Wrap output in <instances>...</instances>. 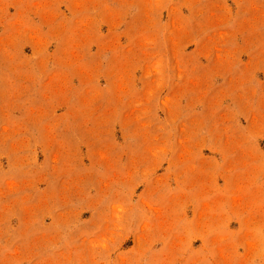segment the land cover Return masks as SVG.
I'll list each match as a JSON object with an SVG mask.
<instances>
[{
	"label": "rangeland",
	"instance_id": "rangeland-1",
	"mask_svg": "<svg viewBox=\"0 0 264 264\" xmlns=\"http://www.w3.org/2000/svg\"><path fill=\"white\" fill-rule=\"evenodd\" d=\"M0 264H264V0H0Z\"/></svg>",
	"mask_w": 264,
	"mask_h": 264
}]
</instances>
